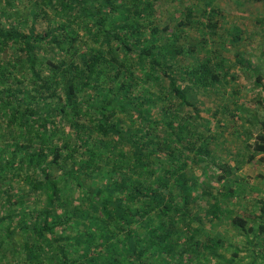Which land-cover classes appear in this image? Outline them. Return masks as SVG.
Returning a JSON list of instances; mask_svg holds the SVG:
<instances>
[{"label": "trees", "instance_id": "trees-1", "mask_svg": "<svg viewBox=\"0 0 264 264\" xmlns=\"http://www.w3.org/2000/svg\"><path fill=\"white\" fill-rule=\"evenodd\" d=\"M187 2L0 0V264H264V196L240 214L243 183L212 186L264 163V96L249 154L214 179L195 94L237 72L196 56L243 30L212 0ZM197 199L242 244L202 239Z\"/></svg>", "mask_w": 264, "mask_h": 264}, {"label": "rangeland", "instance_id": "rangeland-1", "mask_svg": "<svg viewBox=\"0 0 264 264\" xmlns=\"http://www.w3.org/2000/svg\"><path fill=\"white\" fill-rule=\"evenodd\" d=\"M187 1L192 2V0H176V3L182 5ZM193 1L201 4L206 2V0ZM212 1L213 5L222 11L223 25L227 23L231 27L240 26L243 30L242 36L232 43L222 38L223 32L211 36L210 42L201 47L196 56L200 59L202 56L218 53L217 55L225 61L227 70L231 73L237 72L233 80L230 77H223L219 85L195 94L201 113L200 118H192L190 121L199 131V135L206 136L207 134H202L201 131H207L215 137L210 149L216 164L214 169V179H216L220 175L218 171L220 164H235L245 158L244 154H249L246 150L245 134L248 130L256 134L258 127L252 125L253 116L262 117L257 99L259 96H264V0ZM240 59L244 61L242 68L238 67ZM260 73L263 76L262 87L257 86L255 82V77ZM192 172L200 180L205 179L202 166L195 165ZM211 181L213 180L207 182ZM237 182L243 185L240 187L237 201L230 208L240 214L256 212L258 207L256 200L264 196V163L260 164L256 160L247 163L239 171L237 178L216 182L212 186H216V189L235 187ZM32 200H38V197L33 196ZM198 200H193L191 208L195 213L198 212L201 218L199 221L196 220L194 226L202 228L200 234L202 239L205 236H222L229 244H242L245 239L232 224L225 220L213 222L209 218L202 217V209L207 208L208 205L205 200ZM183 228L185 226L180 225L179 229L183 230ZM228 248L226 247V250ZM231 249L230 247L222 254L228 255Z\"/></svg>", "mask_w": 264, "mask_h": 264}]
</instances>
